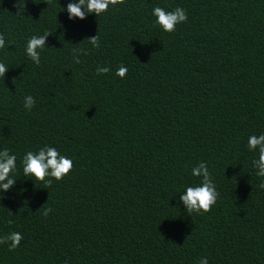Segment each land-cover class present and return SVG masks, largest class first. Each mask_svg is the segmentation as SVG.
<instances>
[{"label":"trees","instance_id":"1","mask_svg":"<svg viewBox=\"0 0 264 264\" xmlns=\"http://www.w3.org/2000/svg\"><path fill=\"white\" fill-rule=\"evenodd\" d=\"M69 2L0 0V150L17 157L0 237H24L0 244V264H264V177L247 146L264 134V0H124L83 19ZM156 6L188 19L165 32ZM45 32L36 65L26 42ZM46 145L73 161L50 186L22 167ZM201 161L219 196L190 214L179 196Z\"/></svg>","mask_w":264,"mask_h":264},{"label":"clouds","instance_id":"2","mask_svg":"<svg viewBox=\"0 0 264 264\" xmlns=\"http://www.w3.org/2000/svg\"><path fill=\"white\" fill-rule=\"evenodd\" d=\"M124 0H70L66 9L69 19L77 17L83 19L86 14L95 13L99 16L108 10L109 5L123 4ZM20 7L17 13L20 14ZM152 15L155 16V24H158L165 32H174L176 25L186 22L188 19V13L182 7H176L172 11H167L165 8L156 6L152 9ZM49 32H45L42 35H32L26 42L25 52L27 56L36 64H40V51L45 47V37ZM88 42L94 47L99 48L100 38L98 35L88 37ZM5 38L3 33H0V48L5 47ZM73 61L79 64V54L83 53L87 55V51L82 48L72 49ZM9 66L0 62V77H4L5 72ZM111 69L107 66L97 67L96 74H107ZM128 73V68L121 64L115 75L124 78ZM35 105V99L31 95L25 96L24 107L27 110ZM248 149L250 151L258 150V158L252 161V165L258 171L256 175L264 177V134L251 135L248 138ZM17 157L11 153L9 149L5 148L0 150V190L7 192L15 183L16 179L12 177V173L15 171ZM23 175L26 177H34L36 180L42 181L45 185L50 186L52 183L48 177L55 178L56 180H62L73 168V161L65 155H61L60 152L52 146H44L38 151H27L22 157ZM193 176L201 177V183L199 185L187 186L179 196V200L183 202L185 209L191 214L206 213L211 211L212 206L216 203L219 193L216 189V185L212 179L211 173L208 170L207 163L201 161L198 165L191 169ZM260 188H264V181H261ZM2 198V197H0ZM51 208H45L43 215L48 216L51 212ZM11 223V221H9ZM23 235L19 232H12L6 236L0 237V244L11 241L9 250H15L19 247ZM199 264H208L207 257H201Z\"/></svg>","mask_w":264,"mask_h":264}]
</instances>
